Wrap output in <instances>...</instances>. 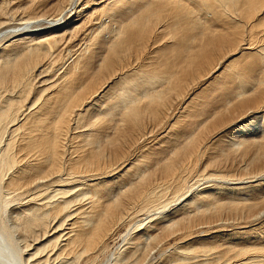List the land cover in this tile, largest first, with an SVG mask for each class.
<instances>
[{
	"label": "bare ground",
	"instance_id": "obj_1",
	"mask_svg": "<svg viewBox=\"0 0 264 264\" xmlns=\"http://www.w3.org/2000/svg\"><path fill=\"white\" fill-rule=\"evenodd\" d=\"M4 1L9 2L0 0V4ZM126 1L131 0H53L56 11L47 10L50 17L43 9L36 11L41 5L49 6L50 0H26L30 3L22 4V9L16 5L15 11L18 7L21 11L15 14L10 6L7 13L0 10V38L5 36L0 40V264H264V236L247 240L251 231L264 229V215L232 223L207 222L205 228L186 226L188 215H200L210 208L211 213L213 208L221 211L233 205L247 214L257 202L245 200H255L252 195L256 193L264 195L261 166L233 177L226 173L228 169L200 164L205 158L200 160L201 155L212 149L213 137L217 142L222 135L228 136L224 147L243 148L250 142V148H255L251 157H264V87L254 84L264 82V43L251 46L248 40L227 47L237 42L243 22L234 19L228 9L239 4L245 16H254L243 27L250 29L260 24L258 10L264 12V0H193L194 7L206 16L223 19L222 24L209 26L201 24L202 17H195L194 8H187L183 0H143L136 13L118 20L131 8ZM107 10L118 21L105 51L101 48V53H93L102 45L95 46L97 37H93L95 42L90 37L91 42L76 50L60 71L45 73L55 63L57 43L70 37L83 16L87 13L90 19ZM10 20L17 22L8 24ZM164 26L176 29L178 37L174 35L175 41L161 51L177 54L178 67L167 60L153 71L118 67L120 56L132 47H144ZM224 48L229 52L222 55ZM249 51L256 52V58L236 70L235 64ZM56 52L63 57L65 51ZM210 64V73L201 83L229 69L232 82L222 89V100L239 98L240 109L220 132L197 145L201 133L192 131L195 120L187 113L180 118L189 99L178 97V92ZM105 71L110 73L96 86ZM217 84L222 86V81ZM194 89L186 98L194 97L198 92ZM172 98L175 113L169 112ZM99 116L104 119L100 124L96 123ZM146 116L154 122L152 130L145 125ZM162 120L164 134L160 135L166 138L172 131L170 151L176 157L159 152L164 137L155 150L148 142L137 148L154 129L157 133L156 124ZM201 120L195 123H204ZM244 150L241 155L247 153ZM151 161H156L159 173L146 182L154 175ZM207 240L212 242L206 244ZM146 245L154 252L148 261L140 255ZM197 245L202 249L194 248Z\"/></svg>",
	"mask_w": 264,
	"mask_h": 264
},
{
	"label": "rangeland",
	"instance_id": "obj_2",
	"mask_svg": "<svg viewBox=\"0 0 264 264\" xmlns=\"http://www.w3.org/2000/svg\"><path fill=\"white\" fill-rule=\"evenodd\" d=\"M131 1H132V3H131ZM131 1H126L127 3H125V5L126 6H130L131 8V11H130V9H128L127 11V13L125 12V13H122L121 15H120V17L118 18V20H122V19H124L123 17L124 16H126L127 14H129V13H133V11L135 12H137V9L140 7V6H142L143 4L142 3H144L143 2V0H135L134 2H133V0H131ZM185 1L187 2V8H191V10H192V8H194L193 10H192V14H194V16L195 17H202V18H200V22H201V24H206V25H213V24H215V25H218L219 23L220 24H222L223 23V19L221 20V19H218V18H212V16H211V14L210 15H208L209 13H207V16H206V12L205 11H203V10H198L196 7H194V3H193V0L191 1V0H183L181 3L182 4H185ZM22 2V3H21ZM52 2H53V0H50V2H47L46 4H48L49 6H45V5H41V7H38L37 8V10L36 11H38V12H42V9L44 10V13H45V16L46 17H50L51 16V14H49L48 12H53V10L54 11H56V9H54V5H52ZM24 3H26V0H15V1H11V0H9V2L7 1V2H1V4H0V10H2V11H6V13L7 12H9L10 10H11V8H14L13 10H11V13H16V12H18V11H21V9H22V4H23V7L25 6V5H27L28 3H30V2H28V3H26V4H24ZM193 3V4H192ZM127 4H129V5H127ZM138 4V5H137ZM5 5V6H4ZM14 5V6H13ZM16 5H19L20 7H21V9L18 7V8H16V9H18L17 11H15V6ZM190 5V6H189ZM237 6H234L232 9H228V11H229V13L232 15V17L234 18V19H236V20H242L243 19V22L241 23V29H240V36L238 37V39H237V42L236 43H232L231 45H229V46H227L228 48H230V47H232L233 45H241L242 44V42H245V41H250V45L251 46H256L257 44H260V43H264V12L261 14L260 13V11L261 10H258L259 11V13H258V15L260 16L261 15V18L259 19L260 21H259V23L260 24H258V25H256V26H254V27H252V28H250V29H245V28H243L245 25H247V23H245V21L246 22H249V20H250V18L251 17H254V16H245L244 15V12H243V8H240V6L241 5H239V4H236ZM2 6L3 7H5V8H2ZM8 6H10L11 8L9 9L8 8ZM13 6V7H12ZM44 6V7H43ZM69 5H67L66 7H68ZM189 6V7H188ZM193 6V7H192ZM43 7V8H42ZM45 7H46V9H45ZM263 8V11H264V6H262ZM6 8H8V9H6ZM40 8H41V10H40ZM134 8V9H133ZM20 9V10H19ZM52 9V10H51ZM195 9H196V11H195ZM8 10V11H7ZM47 10H49L48 12H47ZM51 10V11H50ZM232 10V11H231ZM1 11V12H2ZM12 11H15V12H12ZM194 11V12H193ZM231 11V12H230ZM256 11L257 10H255L254 9V13L256 14ZM106 12H108V13H105V12H99V13H95V14H92V18L90 17V19H92V20H90L89 18H87L86 17V12H84V13H86L85 14V16H83V17H85L84 19H83V22L81 23V24H79V27L78 28H74V31L72 32V34L70 35V37L66 40V41H60L59 42V44L57 43V45H56V50H55V52L53 53V55H55L52 59L54 60V58H56L55 60H54V66H55V68H54V66L53 65H50L49 64V68H48V70H47V68H46V70L47 71H45V73H47V74H51L52 73V71L54 72V73H56V71H60L62 68H63V66L64 65H66L67 63H68V61L70 60V56L71 55H73V54H75V52H76V50H78L80 47L81 48H83V47H85V45H86V43L87 42H91L90 41V37L93 39H91L93 42H95V40H96V42L97 43H95L96 45L95 46H101V47H98L99 48V51H97L98 49L95 47V46H93L94 45V43H93V45H92V43H91V45L93 46V47H95V49H97L96 51L94 50V51H92L93 53L94 52H97V54H99V53H103L104 51H105V48L107 47V44H109V42H111L112 41V39H114L113 37H114V27H115V25H117V21H115L114 22V19L113 18H110V15H108L109 14V10H107ZM135 12V13H136ZM11 13H8V14H11ZM47 14H49L50 16H48ZM107 14V15H106ZM126 14V15H125ZM199 14V15H198ZM96 15V16H95ZM123 16V17H122ZM237 16V17H236ZM83 17H81L80 19H82ZM95 17V18H94ZM122 17V18H121ZM87 18V19H86ZM100 18V19H99ZM107 18V19H106ZM117 18V17H116ZM198 18V19H199ZM210 18V19H209ZM89 20V21H88ZM108 20V21H107ZM125 20V19H124ZM12 21V22H11ZM87 21V22H86ZM97 21V22H96ZM14 22V23H13ZM17 21H13V20H10L9 22H8V24H15ZM42 22H43V20H42ZM100 22H102L101 23V25H104V27H101V25H99V26H97L98 25V23H100ZM109 22V23H108ZM114 22V23H113ZM262 22V23H261ZM213 23V24H212ZM87 24V25H86ZM92 24V25H91ZM94 24V25H93ZM96 24V25H95ZM224 24H226V23H224ZM105 25L107 26V27H105ZM93 27V29H92V33H91V28ZM101 27V29H99ZM95 28V29H94ZM98 28V29H97ZM243 28V29H242ZM261 28V29H260ZM98 31H97V30ZM254 29V30H253ZM101 30V31H100ZM113 30V31H112ZM180 30V29H179ZM100 31V32H99ZM108 33H106V32ZM109 31V32H108ZM111 31V32H110ZM99 34H98V33ZM101 32H104V33H102V34H100ZM76 33V34H75ZM98 34V36L97 35H95V34ZM112 33V34H111ZM162 33V34H161ZM247 33V34H246ZM91 34V35H90ZM92 34H94V36L92 35ZM252 34H255V35H253L252 36ZM112 35V36H111ZM174 35H176L177 37H178V34L176 33V29L175 30H170L169 28H166L165 26L162 28V30L161 31H159L157 34H155V35H152V39H149L147 42H146V44L144 45V47H132L131 49H129L127 52H125L122 56H120L121 58H123V59H121V58H119V62H120V65L118 66L119 68H120V66H123V68H127V66L128 67H130V69L132 68L133 70H136V69H141L142 68V70H150V71H153L154 69H156V68H160V63L161 62H165V60H167V61H170V62H173L175 65H177V67H178V63H179V61L177 60L178 59V55L176 54H174V53H169V52H165V53H162V48H165L166 47V45H168L169 43H171V42H173V41H175V39H176V37L174 36ZM246 35V36H245ZM97 37L95 40H94V38L93 37ZM159 36H160V38H159ZM263 37V39H262V37ZM5 37V36H4ZM3 37V38H4ZM100 37V38H99ZM101 37H103V39L101 38ZM105 37V38H104ZM260 37V38H259ZM2 38V39H3ZM87 38H88V40H87ZM173 38H175V39H173ZM248 38H250V39H248ZM1 38H0V40H2ZM97 39L98 40H100V39H102V40H100L103 44H99V42L97 41ZM257 39V40H256ZM85 40V41H84ZM107 40V41H106ZM151 40V41H150ZM154 41V42H153ZM156 42V43H155ZM80 43V44H79ZM105 43V44H104ZM252 43V44H251ZM78 44L80 45V46H78ZM84 44V45H83ZM98 44V45H97ZM61 45H63V47H61V49H59L60 48V46ZM73 45V46H72ZM105 45V46H104ZM59 46V47H58ZM153 46V47H152ZM156 46V47H155ZM78 47V48H77ZM93 47L91 48V50L93 49ZM80 48V49H81ZM102 48V50H101V52H100V49ZM228 48H224L223 50H222V52H221V54L222 55H225V53L227 54L229 51V49ZM65 51V52H63V50ZM70 49H71V51H70ZM79 49V50H80ZM90 49V48H89ZM59 50V52L61 51V53H62V56L63 57H61V54H58V52H56V51H58ZM68 50H69V52H71V53H69L68 52ZM78 52V51H77ZM56 53H57V55H56ZM67 54V55H66ZM68 54H70V55H68ZM130 54V55H129ZM162 54V55H161ZM52 55V56H53ZM59 55H60V57H59ZM173 57H172V56ZM256 55H257V53L256 52H250L249 51V54L248 55H246V56H243L242 57V60L241 61H239L238 63H236L235 64V66H237V68H236V70L238 69V68H240L241 67V65L243 64V62H248V61H251V60H254L255 58H256ZM67 57V58H66ZM172 57V58H171ZM171 58V59H170ZM68 59V60H67ZM173 59H174V61H173ZM63 60V61H62ZM62 61V62H61ZM67 63H66V62ZM139 61V62H138ZM62 63V64H61ZM159 63V64H158ZM52 64V63H51ZM56 64V65H55ZM59 64V65H58ZM63 65V66H62ZM130 65V66H129ZM211 65L212 64H210L206 69H205V71H204V73L203 72H200L198 75H196V76H194V77H192V78H190V79H192V80H188L189 81V83H188V81L182 86V88L180 89V91L182 90V92L181 93H183V94H181L180 93V91L178 92L177 90H176V92H178L177 94H178V97H182V98H184V96H185V99H186V101L189 99V101H188V106H186L185 107V110H183V114L180 112V118L182 117V116H184V114H186L187 113V117H189L190 119H192V120H195V121H198L199 119H202L201 120V122L200 123H202V121L204 122V123H202V124H197V123H195V121H191L192 122V131H196V133H197V135H198V133L200 132L201 134H199L198 135V140H197V142H196V144L197 145H200V141H201V143H204V142H206V140L208 141L209 140V138H211L212 136H214V134H216V133H218V132H220V130L223 128V127H225L226 125H228V123H230L233 119H231V118H234V116H236V114H238V110L240 109V107L238 106V102H240V100H238V101H236L237 99H239V98H235V97H233V98H230L229 97V100H228V102H225V100H222V96H224V94H223V90L222 89H224L226 86H228L229 84L231 85V82H232V77L230 76V71H229V69H227V70H225V72L224 73H221V74H219L218 76H216L215 77V80H214V78L213 77H208L209 79H208V81H206V82H204V83H201V81H202V79H203V77L205 76V75H208L210 72H207L208 71V69H209V67H211ZM57 66V67H56ZM126 66V67H125ZM48 67V66H47ZM62 67V68H61ZM57 69V70H56ZM114 69H116L117 70V68L116 67H114ZM127 69H129V68H127ZM55 70V71H54ZM118 71H119V69H118ZM117 72V71H116ZM110 72H104V75H102V76H100L99 78H98V82H97V85L96 86H98V85H101L105 80V77H107V75L109 74ZM204 75H203V74ZM207 73V74H206ZM53 74V73H52ZM203 76H202V75ZM201 75V76H200ZM103 76H104V78H103ZM226 76V77H225ZM132 77V76H131ZM101 78V79H100ZM196 78V79H195ZM199 78V79H198ZM201 78V79H200ZM217 78V79H216ZM100 79V80H99ZM194 79V80H193ZM196 80H199L197 83H196ZM227 80V81H226ZM194 81V82H193ZM215 81V82H214ZM218 81H222V86H220V85H218L217 83H218ZM190 82H192V84L190 83ZM100 83V84H99ZM204 84V85H203ZM255 84V86H258V87H264V82L263 83H254ZM187 86V87H186ZM192 88H191V87ZM195 87V89H194V87ZM197 86H199V87H197ZM189 87V88H188ZM213 88V89H212ZM185 89V90H184ZM190 89V90H189ZM193 89H194V92H196V91H198V92H196V94L194 95V97L193 98H186L187 97V94L189 95L190 94V92H192L193 91ZM202 89V90H201ZM192 90V91H191ZM254 91L255 90H253L252 92H250L248 95V97H251L253 94H254ZM210 92V93H209ZM186 94V95H185ZM180 95V96H179ZM199 95V96H198ZM206 96V97H205ZM209 96V97H208ZM217 96V97H216ZM229 96V95H228ZM212 98V99H211ZM221 98V99H220ZM206 99V100H205ZM209 99V100H208ZM211 99V100H210ZM233 101L232 103H231V105H230V101L231 100ZM196 100H198V101H196ZM215 101V102H214ZM221 101H223V102H221ZM169 103V106L171 107V109L169 108V112H172L173 111V113H175L176 111H177V107H176V104L174 103V99L172 98V99H170L169 101H168ZM197 102V103H196ZM213 102V104H211ZM224 102H225V104H228L229 103V105H225L224 104ZM237 102V103H236ZM217 103V104H216ZM215 104V105H214ZM223 104V105H222ZM234 104H236L235 105V107H234ZM249 104H251V102L249 103ZM193 105V106H192ZM233 105V106H232ZM198 106V107H197ZM203 106V107H202ZM211 106H213V107H215V108H212ZM210 107V108H209ZM237 107H239V109L237 108ZM187 108V109H186ZM208 108V109H207ZM217 108V109H216ZM235 108V109H234ZM173 109V110H172ZM176 110V111H175ZM189 110V111H188ZM195 110V111H194ZM215 110V111H214ZM216 110H217V112H216ZM222 112H221V111ZM224 110L226 111V112H224ZM234 110V111H233ZM191 111V112H190ZM198 111V112H197ZM214 111V112H213ZM199 112H200V114H199ZM209 112H211V114L209 113ZM217 114H216V113ZM196 113V114H195ZM212 113H214L213 115H212ZM169 113H167V118L169 119V115H168ZM193 115V116H192ZM200 115V116H199ZM212 115V116H211ZM218 115V116H217ZM234 115V116H233ZM198 116V117H197ZM88 117V119H92L93 118V116H85V119ZM179 117V116H178ZM192 117V118H191ZM218 117V118H217ZM222 117V118H221ZM145 118V122L147 123V124H145V122H143V124H145V125H147L151 130H152V128H153V120H148V118H147V116L146 117H144ZM143 118V119H144ZM189 118H187V120H190ZM196 118H197V120H196ZM209 118V119H208ZM213 118V119H212ZM217 118V119H216ZM229 118H230V120H229ZM85 119H84V117H83V120H82V122L84 121L85 122ZM150 119V118H149ZM166 118H164L163 120H165ZM220 119H222V120H220ZM104 119H102V117L101 116H99V117H97V122L96 123H101L102 121H103ZM161 121V124H159V123H157L156 125L158 126H155L154 128H156L157 127V129L156 130H158L157 131V133L155 132V129L151 132V135H149L148 134V136H147V140L146 139H144V140H142L141 139V141L142 142H140L139 144L137 143V148L139 147L138 145H140V144H143V142H148L147 143V145L149 146V148H151V150H155L158 146V148H160L161 146H162V149L159 151L160 153H163V154H161L162 156H166V157H169L168 155L169 154H171V156L174 154L173 152H171L170 150L172 149V144H170L169 143V140H171V138H169V137H172V136H169L168 137V135H171V133H172V131H170V132H167L168 133V135H167V133H166V135H167V141H166V138L164 137V139H163V137H161L162 135H160V134H162L163 132H162V129H163V127H164V124H162L163 122H165V121ZM167 120V119H166ZM211 120H212V122H211ZM91 121V120H90ZM149 121V122H148ZM152 121V122H151ZM205 122L208 124H206L207 126H204L205 125ZM210 122H211V124H210ZM149 123V124H148ZM221 125H220V124ZM152 126H151V125ZM159 124V125H158ZM216 124H218V125H216ZM162 125V126H161ZM200 126V127H199ZM204 126V127H203ZM152 127V128H151ZM198 127H199V129H198ZM203 127V128H202ZM162 128V129H161ZM206 128V129H205ZM161 130V131H160ZM200 130V131H199ZM167 131V130H166ZM199 131V132H198ZM170 133V134H169ZM195 133V132H194ZM114 134H115V132H114ZM164 134V133H163ZM165 135V136H166ZM204 135V136H203ZM228 138V136L226 135H222V136H220L218 139H217V142H214V137H213V143H211V146H212V149L211 148H209L208 150H207V152H205V155H201V157H200V160H202L203 158H204V156H205V158L200 162V164H205L206 166H207V168L208 167H212L213 169H219L220 168V170H223L224 168H225V170H227L228 172H226L227 174L229 173L231 176H241V173L242 172H244V173H242L243 175L242 176H244V175H246L247 173H249L250 171H253V170H256V167H260L261 166V169L260 170H263L264 169V163H262L261 164V162L260 161H262V160H264V157H261V159H259L258 160V158L257 159H254V157H251V154H252V152L254 153L255 152V148H253L254 146L252 145L251 146V148H250V142L246 145V143H244L243 144V146H240V147H243V148H236V147H231V146H226V147H224L225 146V144H224V142L226 141V139ZM165 140V141H163V143H161V144H159L158 146H157V142H159V140ZM223 139V140H222ZM204 140V141H203ZM203 141V142H202ZM129 142V141H128ZM165 142V143H164ZM219 142H220V144H219ZM221 142H223V143H221ZM169 143V144H168ZM226 143V142H225ZM168 144V145H167ZM126 145V144H125ZM216 145V146H215ZM222 145V146H221ZM224 145V146H223ZM249 146V148L247 149V147ZM223 148L224 150H222V149H220V148ZM136 148V147H135ZM163 148H168L167 149V151L169 152H167L165 149H163ZM252 148H253V150H252ZM241 149V151H238V150H240ZM243 149H246V150H244V151H246L247 153H245L246 154V156H245V154L244 155H241V154H243ZM150 150V149H149ZM150 150V151H151ZM164 150V151H163ZM235 150V151H234ZM251 152H250V151ZM136 151V150H135ZM138 151V150H137ZM136 151V152H137ZM211 151V152H210ZM223 151H224V153H223ZM226 151V152H225ZM249 152V153H248ZM173 153V154H172ZM175 153H177V152H175ZM235 153V154H234ZM211 154V155H210ZM218 154V155H217ZM248 154V155H247ZM215 155V156H214ZM221 155V156H220ZM253 155V154H252ZM170 156V157H171ZM172 157H176L175 155H173ZM215 157V158H214ZM248 157V158H247ZM212 159V160H211ZM215 159H217L216 160V162H215ZM220 159V160H219ZM247 159V160H246ZM250 159H252L253 160V162H252V160L250 161ZM208 163H207V162ZM248 162H250V163H248ZM156 163V161H151L150 163H149V167H152V170H151V172L153 171V173L152 174H154V175H150V176H148L147 177V179H146V182H148V181H150V180H152L153 179V177H158V170L159 169H156V168H158V166L156 167V165H158V164H155ZM245 163H246V166H245ZM152 164V165H151ZM160 164V163H159ZM240 164V165H239ZM260 164V165H259ZM231 165V166H230ZM243 165V166H242ZM157 170H153L154 168ZM230 169H229V168ZM239 167H240V169L242 170H239ZM254 167V168H253ZM212 168H208V169H212ZM149 170V169H148ZM259 170V171H260ZM247 171V172H246ZM155 172V173H154ZM246 172V173H245ZM194 172H192V174H193ZM232 173V174H231ZM194 176H195V174L194 175H191V177L192 178H194ZM241 176V177H242ZM191 178V179H192ZM261 190H262V192L264 191V186L261 188ZM260 190V191H261ZM257 192V191H256ZM256 192H254V193H256ZM260 195V193H256V194H254V195H252L253 197H254V199L255 200H253V198L252 199H247V200H245L246 202H248V203H250V202H254V204H255V206L254 207H252V208H250V211L247 213V214H244V211H240V209H236L235 207H233V205H231V208H227V207H224V208H220V209H222L221 211H215L217 208H213L212 209V212L210 213L209 212V210L211 211V208L210 209H207V211H201L200 212V215H197V212L195 213V214H190V215H188V217H189V219L190 220H188V225H186V226H188V227H191V229H194L195 227H202V228H205V226L207 225L206 223L208 222V223H214V222H225V223H232V221H235V220H239V221H243V220H249V219H253V217H256V216H263L264 215V213H262L264 210H262V208L264 207V198H262L263 196L261 195V196H259ZM257 196V197H256ZM260 198V200L261 201H256V199H259ZM173 203V202H172ZM233 203H236V202H233ZM243 204V203H242ZM169 205H172V204H168V206ZM244 206V205H243ZM170 207V206H169ZM219 209V208H218ZM252 209V210H251ZM261 210H262V212H261ZM258 212H260L259 214H258ZM193 213V212H192ZM253 214V215H252ZM197 215V216H196ZM251 215V216H250ZM207 216V217H206ZM218 216V217H217ZM250 216V217H249ZM249 217V218H248ZM264 217V216H263ZM212 218V219H211ZM190 223V224H189ZM206 224V225H205ZM261 228V227H260ZM197 229H199V228H197ZM264 231V229H255V231H251V232H253V233H250V236H249V238L247 239V235H244V234H240L242 237H244L245 236V238L247 239V240H256V241H258V239L257 238H259V240L260 239H262L263 237L262 236H264V233H262V235H260V232L261 231ZM162 232H164V231H162ZM165 232H166V234H167V232H169V231H166L165 230ZM248 232H250V231H248ZM257 233V234H256ZM160 234V233H159ZM166 234H163L162 235V233H161V235L162 236H164V235H166ZM160 236V235H159ZM162 236H160L159 238L162 240ZM167 236V235H166ZM157 237H158V235H157ZM165 237V236H164ZM158 238V239H159ZM158 240H155L154 242H157ZM211 241V240H210ZM210 241L209 240H207V243L206 244H210ZM216 241V240H215ZM220 241V240H219ZM212 242V241H211ZM237 243H239V242H237ZM110 248L112 247L111 245L109 246ZM194 248H197V249H202V246H200V245H197L196 247H194ZM142 251V253L140 254V255H142L143 256V254H144V257H146V259H147V261L148 260H151L152 259V257H153V254H154V252L152 251L153 250V247L152 246H150V245H146V247H144L143 249H141ZM145 252V253H144Z\"/></svg>",
	"mask_w": 264,
	"mask_h": 264
}]
</instances>
